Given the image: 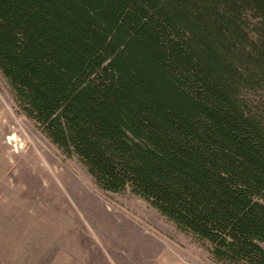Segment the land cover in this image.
Returning <instances> with one entry per match:
<instances>
[{
    "label": "trees",
    "instance_id": "16d2710c",
    "mask_svg": "<svg viewBox=\"0 0 264 264\" xmlns=\"http://www.w3.org/2000/svg\"><path fill=\"white\" fill-rule=\"evenodd\" d=\"M0 71L101 188L264 264V0H0Z\"/></svg>",
    "mask_w": 264,
    "mask_h": 264
},
{
    "label": "rangeland",
    "instance_id": "374dc122",
    "mask_svg": "<svg viewBox=\"0 0 264 264\" xmlns=\"http://www.w3.org/2000/svg\"><path fill=\"white\" fill-rule=\"evenodd\" d=\"M0 264L219 263L141 196L101 188L0 71Z\"/></svg>",
    "mask_w": 264,
    "mask_h": 264
}]
</instances>
